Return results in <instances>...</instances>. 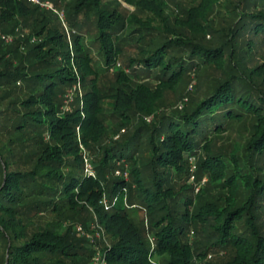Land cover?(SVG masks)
<instances>
[{"label": "trees", "instance_id": "obj_1", "mask_svg": "<svg viewBox=\"0 0 264 264\" xmlns=\"http://www.w3.org/2000/svg\"><path fill=\"white\" fill-rule=\"evenodd\" d=\"M51 1L68 24L0 0L2 31L31 32L11 48L0 37V264H92L75 223L94 218L106 264H264V0ZM192 77L184 107L161 112ZM127 167L129 183L112 177ZM145 210L154 250L132 218Z\"/></svg>", "mask_w": 264, "mask_h": 264}, {"label": "rangeland", "instance_id": "obj_2", "mask_svg": "<svg viewBox=\"0 0 264 264\" xmlns=\"http://www.w3.org/2000/svg\"><path fill=\"white\" fill-rule=\"evenodd\" d=\"M106 1L107 2L112 1L113 4H115V2L118 1V0H106ZM119 1H121L126 7L130 8L131 10H134L135 6L130 4L128 1H126V0H119ZM50 2L54 5L55 9H52L50 7H41V6L40 7L44 8L45 10H48V11H51V12L57 14L64 22H66L68 24V21H67V19H68L67 7L64 6V7L60 8V7L56 6L51 0H50ZM168 2L171 5V9L174 10L175 6L178 7V5H175L176 3H173V1L168 0ZM168 11L170 12V9ZM16 21L17 20L11 21V23L9 25H7V26H10L9 29L14 27V25L16 24ZM19 27H20V30H16L17 32H10V31H7V30H6V32H3L2 31V25L0 23V37L2 38V35L9 36L8 40H5V39L2 38L3 42H5L4 46L6 48H11V46H13L14 44L18 43L19 40H22L23 38H25V36H27V34L30 35L31 32H30V30L28 28L24 29V33L21 32V30L24 28L23 24H21V26H19ZM67 30H70V28L68 29V27H67ZM37 38H38L37 36H33L32 37V42L35 41ZM0 41H1V39H0ZM122 69H124V67L119 65V66H117V69H114V71H112V72L114 73L115 70H117L119 72ZM197 86H198V78L192 77L191 81H188L186 83L181 84V86L178 88V90L176 89V91H173L171 89H166L165 91H163L164 100H163V102L161 103V106H160L161 112L173 111L175 109H178V107L180 108V105L182 103L181 98L183 96L190 97V93H192V92L196 93ZM84 90H85V87L83 86L82 82L80 83V85H79V83H77V90L75 92H73V94H72L74 99H73V101L70 102V107L71 108H74V107H76L77 105H79L81 103ZM187 99L188 98H186V100ZM152 118L153 117H148V118H146V120H148L150 122L152 120ZM238 133H239L238 131H235V133H233V131H231V132L225 134L224 136H226V142L231 139V135L232 136L233 135L234 136H238L237 135ZM111 136L114 139L118 138V136H116V134H114L113 132L111 133ZM83 148H84L83 153H85L87 155V157L89 159V162L91 164L92 170L94 172V175L97 176L98 175V170H97L96 163H94V154L85 145H83ZM198 158L199 157L194 156L195 170H192L193 166L190 165V172L191 173L197 174V171H198V168H199V166H198V160L199 159ZM123 171L121 169L117 168L115 174L112 177H123L125 179L127 177L128 179H126V180L129 183L131 181V179H129L130 172H129L128 167H127V169L124 172ZM203 176H204L203 179L201 181H199V183H196L195 181H190L191 185H193V186L196 185L195 186V193L199 192L200 190H203L204 187H207V185H208V175H203ZM193 180H195V179H193ZM107 200L109 201V204H110L111 198H110L109 194L107 195ZM102 205H104V204H102ZM127 206L129 208H133L135 205H130V202L128 200ZM110 208L111 207L106 208V210H110ZM132 218H133L134 222L139 226V228L141 230H144V233H145V235H146V237L148 239L150 247L151 248H156V246H157V238H156V235L154 234V231L152 230V228L150 226L151 219H150L147 211L145 210V212L143 214L141 212H139V211H134L133 215H132ZM75 225L76 226H81L83 228V231L80 232V235L84 236L87 239V246H90V247L93 248L94 254L101 253L102 251H101V249H100V247H99V245L97 243V240L102 238V232L99 230L100 227L98 225L97 219L96 218L88 219L86 223L76 222ZM191 231H193V232L189 234V236H188L189 238L188 239H193L194 236H195L194 230H191ZM94 258H95V255H93V257H92V264H95ZM165 261H166V256H163L162 258H156V257L152 258V263L153 264H165Z\"/></svg>", "mask_w": 264, "mask_h": 264}, {"label": "built area", "instance_id": "obj_3", "mask_svg": "<svg viewBox=\"0 0 264 264\" xmlns=\"http://www.w3.org/2000/svg\"><path fill=\"white\" fill-rule=\"evenodd\" d=\"M32 4H35V5H38V6H41V7H50L52 9H55L54 8V5L50 2V0H26ZM69 32V30H68ZM2 38L5 39V40H8L9 39V36L7 35H2ZM79 85H80V82H79ZM77 90V84L74 86L73 89L70 90V92L66 95V100H65V103L64 105L62 106V110L64 112L66 111H69L71 110L72 108L70 107V102L73 101L74 97H73V92H75ZM184 107V104L181 103L180 105V108H183ZM78 130H79V127H78ZM81 148L84 150L83 148V145H81ZM84 161H85V171H86V174L88 176H93L95 177L96 175H94V172L92 170V167H91V164L89 162V159L87 157V155L84 153ZM190 163L191 165L193 166L192 170H195V165H194V157H191L190 158ZM119 172V171H118ZM193 175L191 176V181H195L193 179H195V174L192 173ZM127 179V177H126ZM127 199V197L125 198ZM117 201V197L116 198H113V201L110 202L109 204V201L107 200V196H105L103 198V200L101 201L102 204H104L106 206V208H109L111 206L112 203H115ZM126 204H127V201H126ZM77 229L82 232L83 231V228L81 226H77ZM152 250H154V248H152ZM94 261H95V264H106V261L104 259V257L101 255V253H98L95 255V258H94ZM151 261H152V258H151Z\"/></svg>", "mask_w": 264, "mask_h": 264}]
</instances>
